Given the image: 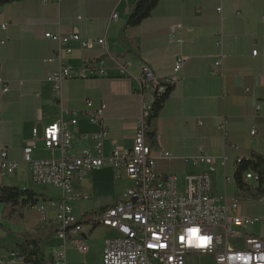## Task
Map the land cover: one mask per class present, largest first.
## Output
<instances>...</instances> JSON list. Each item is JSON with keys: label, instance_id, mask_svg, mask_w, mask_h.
Wrapping results in <instances>:
<instances>
[{"label": "crops", "instance_id": "crops-1", "mask_svg": "<svg viewBox=\"0 0 264 264\" xmlns=\"http://www.w3.org/2000/svg\"><path fill=\"white\" fill-rule=\"evenodd\" d=\"M134 1L23 0L0 9V77L11 88L8 94H0V150L7 148L10 159L19 162L14 175L3 178V185L28 188L21 184L32 181L23 149L33 138L35 127L41 136L46 126L61 117L75 118L78 123L72 149L93 148V140L81 137V133L99 130L85 113L87 100L95 106L107 105L109 136L104 141V155L111 154L115 142L132 148L137 123L140 118L146 121L154 98L153 87L142 84L144 68L151 67L162 79L183 55L187 57L183 80L174 86L155 120L156 143L148 141L156 157V171L177 175L183 185L188 174L208 169L205 164L186 161V157H194L201 150L215 157L213 195L227 196L229 202L233 196L241 197L240 213L259 221L236 230L246 237L264 238V195L255 198L242 194L234 178L239 160L254 154L264 159V0H162L149 18L127 27ZM114 11L119 14L116 21L111 20ZM3 24H7L5 29ZM179 24L182 28L172 41L171 28ZM47 33H77L84 40L104 37L109 54L99 44L83 48L79 41H69L73 51L64 59L74 69L75 77L65 81L58 95L46 81L47 75L59 67L57 62L47 61L57 49V44L46 38ZM179 38L183 43L177 41ZM254 50L257 55H253ZM221 54L222 63L216 66ZM102 58L106 59V77L84 80L78 76L86 60ZM119 63L128 64L130 75L120 73ZM39 148L45 149L42 142L35 157ZM162 150L172 157L164 159ZM131 185V179L124 173L117 176L111 166L74 180L77 198L72 207L84 223L88 251L76 260L71 254L77 248L70 245L66 264H103L105 241L109 239H103L104 232L112 229L92 226L90 221L99 210L122 202ZM57 199L39 200L23 210L21 219L12 221L4 218V206L0 204V216L8 222L0 233L1 259L7 264H26L17 246L30 236L43 241L52 264L60 239L55 235L56 211L50 202ZM41 205L47 207V220L39 209ZM12 253L16 254L14 260L10 258Z\"/></svg>", "mask_w": 264, "mask_h": 264}, {"label": "built area", "instance_id": "built-area-1", "mask_svg": "<svg viewBox=\"0 0 264 264\" xmlns=\"http://www.w3.org/2000/svg\"><path fill=\"white\" fill-rule=\"evenodd\" d=\"M217 11L221 13L222 7ZM118 17V12L114 11L111 20L116 21ZM2 27L5 29L7 24ZM181 28L180 24L171 28L172 41ZM45 36L57 44L53 57L47 61L57 62L59 67L47 75L46 81L58 95L62 94L65 81L75 77L74 69L64 59V55L73 51L68 46L69 41H79L83 48L99 44L109 54L104 37L84 40L77 33L69 36L47 33ZM177 41L183 43L182 38ZM218 44L221 46L222 40ZM257 53V50L253 51V55ZM223 57L221 54L216 66L221 65ZM186 60L187 57L178 56L172 72L162 79L155 75L151 67H145L142 84H150L154 92L158 83L175 86L183 80ZM118 66L122 75H130L128 64L119 63ZM107 75L104 58L86 60L78 74L84 80ZM10 89L9 82L0 77V94L6 95ZM85 107L89 121L99 126L97 132L81 133L82 139L94 141L93 148L83 147L80 151H74L73 137L78 120L61 117L46 126L41 136L35 127L33 138L23 149V161L29 166L32 181L61 190L60 198L50 202L56 211L55 235L60 239L58 249L53 253L52 264L67 263V248L70 245L83 253L88 251L84 223L73 212L72 202L77 198L73 183L75 179L104 166L113 167L117 176L124 173L132 180V185L126 190L122 202L99 210L90 221L92 226H103L118 233L105 241L103 264H186L190 255L212 256L216 264H264V238L250 236L242 243L232 242L243 237L234 227H248L257 223L259 218L242 215L241 203H236V196L231 197L229 202L227 196L213 195V174L217 168L215 157L205 154L203 150L194 157H186V161L205 164L208 169L188 174L183 185L175 174L158 173L143 118L137 123L133 147L126 148L115 142L111 154L105 156L104 141L109 136L105 121L107 105L102 103L95 106L93 101L87 100ZM73 114L76 116V112ZM39 142L50 152L49 157H35ZM162 157L170 159L172 155L162 150ZM18 166V161L10 159L8 149L2 148L0 187L3 186V178L14 175ZM243 180L249 185L260 182L253 170L246 171ZM83 197L89 198L88 195ZM261 201H264V196ZM39 209L47 220V207L41 205ZM15 257V253L10 254L11 259ZM0 264H7V261L0 258Z\"/></svg>", "mask_w": 264, "mask_h": 264}, {"label": "trees", "instance_id": "trees-1", "mask_svg": "<svg viewBox=\"0 0 264 264\" xmlns=\"http://www.w3.org/2000/svg\"><path fill=\"white\" fill-rule=\"evenodd\" d=\"M23 0H0V9L12 3ZM162 0H135L131 6L130 14L126 23L127 27H135L149 18L155 8ZM174 86H168L165 92H154L153 102L149 109V115L145 121L146 137L153 145L157 141V130L155 120L160 117L170 98ZM158 93V94H157ZM235 171V182L241 193L251 197L264 195V159L262 156L254 154L250 159H241ZM253 170L258 174L260 182L257 188L253 189L243 180V174ZM39 203V198L30 188L21 186L3 185L0 187V204H3V216L6 220H19L23 216V210L27 207L35 206ZM18 254L24 259L26 264H51L50 258L46 255L43 241L39 238L25 236L18 246Z\"/></svg>", "mask_w": 264, "mask_h": 264}, {"label": "rangeland", "instance_id": "rangeland-1", "mask_svg": "<svg viewBox=\"0 0 264 264\" xmlns=\"http://www.w3.org/2000/svg\"><path fill=\"white\" fill-rule=\"evenodd\" d=\"M155 90H156V87H155ZM148 115H149L148 111H146V120L148 118ZM37 156L38 157L41 156L40 158H46V157L50 156V152L46 151L43 148H39ZM8 178L9 177H6L4 179L5 182H7V183H8ZM11 182H14V181L12 180ZM21 185L30 188L35 194H37L39 200H41V201L44 198L57 199L61 195V190L59 188L52 186V185H49V184H42V183H35L32 181H30V182L26 181L25 183H23ZM250 187L255 189L254 184H251ZM245 198L248 199L247 196H245ZM241 199L242 198L240 197V203H241ZM3 227H8V222H6L0 216V233L3 231ZM234 228L244 230L243 228H239V227H234ZM4 233L5 232H3L2 234H4ZM115 236H116V233L112 232V230L106 231V232H104L103 239L113 238ZM245 237L246 236L243 235V237H239L235 241L233 240L232 242L233 243H236V242L242 243L243 240L245 239ZM80 253H81V255L84 254L83 252L79 251L78 249H74V252L71 254L72 258L74 259V257H75V258H77L76 260H79L81 258ZM68 255H70V253H68ZM213 261H214V258L212 256H209V255H190L187 257V264H214Z\"/></svg>", "mask_w": 264, "mask_h": 264}, {"label": "bare ground", "instance_id": "bare-ground-1", "mask_svg": "<svg viewBox=\"0 0 264 264\" xmlns=\"http://www.w3.org/2000/svg\"><path fill=\"white\" fill-rule=\"evenodd\" d=\"M167 88H168V83H158V84H156V90H155V92L157 91L158 93H163V92L166 91ZM104 149H105V147H104ZM255 174H257V173H255ZM258 178H259V176H258ZM236 203H240V197H238V196H236Z\"/></svg>", "mask_w": 264, "mask_h": 264}]
</instances>
